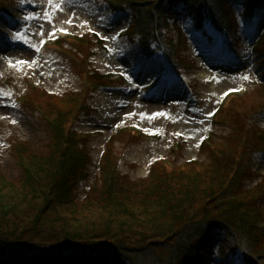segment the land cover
Returning a JSON list of instances; mask_svg holds the SVG:
<instances>
[{"label": "trees", "instance_id": "1", "mask_svg": "<svg viewBox=\"0 0 264 264\" xmlns=\"http://www.w3.org/2000/svg\"><path fill=\"white\" fill-rule=\"evenodd\" d=\"M108 1L115 11L133 14V29L140 33L146 55L164 43L179 67L184 61L177 59L178 46L164 32L170 17L179 20L191 15L199 27L209 17L219 29L230 32L237 21L236 5L244 8L246 19L264 9V0ZM208 39L216 45L212 35ZM93 40L84 35L67 40L69 47H54L92 82L102 77L87 68L86 52ZM260 40L264 50V33ZM37 92L47 96L44 102H35L50 129V148L43 151L27 141L14 143L17 179L0 166V264H192L197 258H207L206 251L217 243L216 229L225 232V240L217 243L221 255L231 252L248 264H264V244L255 236L262 217L254 200L264 188L244 196L240 191L241 158L250 149V140H241L235 148L227 144L214 150L209 165L199 162L200 166L191 167V161L188 169L173 168L161 159L163 164L151 166L146 177L135 181L121 173L119 157L109 148L101 160L100 179L90 188L97 199L77 202L75 187L88 177L91 157L81 149L84 139L72 124L89 105L82 92L71 90L64 96L42 88ZM242 115L245 118L249 112ZM96 208L106 217L87 218L86 210Z\"/></svg>", "mask_w": 264, "mask_h": 264}, {"label": "rangeland", "instance_id": "2", "mask_svg": "<svg viewBox=\"0 0 264 264\" xmlns=\"http://www.w3.org/2000/svg\"><path fill=\"white\" fill-rule=\"evenodd\" d=\"M7 9L12 11V16L0 11V166L14 179L20 175L12 153L14 143L27 141L32 147L43 151L50 148V129L35 102L47 99L34 90L27 97V106H20L17 101L25 91L27 81L44 85L58 95H63L68 90L76 92L82 87L77 65H72L54 48L57 53L48 50V53L43 54L39 50L44 40L53 38L60 29L80 32L91 28L101 32L107 38L111 51L95 55L93 65L127 75L135 84V87L122 90L106 89L90 94L88 100L96 110L90 114L82 113L72 124L87 135V140L80 147L92 159L88 180H79L75 187L77 202L97 199L90 187L92 182L100 179L97 164L103 151L106 153L109 148L114 150L112 152L120 158L122 172L129 180L147 176L151 166L163 164L159 160L166 156L176 159L173 163L176 167L188 169L191 161V167L200 166L199 162L209 165L214 150L225 148L227 144L235 148L245 138L246 134L240 139L237 133L242 135L245 130L244 125V130L241 131L242 122L238 120L244 116L242 114L248 111V117H251L256 106L264 105V86L254 84V80L264 78V66L260 65L262 58L258 54L263 53V50H253L257 36L264 27V14L256 22L254 29H249V34L234 8L238 23L229 40H236V45L241 50L237 62H221L219 54L208 47L206 39L200 38L199 33L192 29L190 20L180 21L179 25H175L172 19V24L165 31L170 36H178L181 29L187 32L190 45L182 54L191 57L192 63L188 59L190 66L182 78L183 83L181 82L184 88L176 89L170 95L165 92L159 101L154 102L145 87L161 82L165 75V72L161 74L160 71L162 61L145 63L139 57L138 44L130 43V37L125 32L130 23V15L113 14L103 0H36L31 3L21 2ZM30 12L31 15H28ZM9 61L13 66H9ZM17 61L28 63L18 65ZM246 91L250 93L226 103L218 117L219 124L213 123L212 115L209 114L215 111L221 98L231 92L242 94ZM182 99L184 106L177 103ZM31 104L34 105L29 106ZM237 120L240 123L238 127ZM123 125L150 137L137 136L129 131L117 134ZM251 127L254 131L250 130V134L257 135L261 140L258 145L263 143L261 146H264V141L258 136L264 130V117H256L251 122ZM210 132L213 139L201 150L200 144ZM177 133L181 135H176ZM235 134L239 138L230 140ZM114 135L116 136L113 138ZM251 135L248 138L253 141ZM173 141L181 143L176 155L171 150ZM212 147L216 149L210 151ZM243 163L251 170L248 178L242 182L244 191L254 188L264 176V154L245 155ZM100 184L99 180L98 186ZM258 203L264 209V198ZM86 212L87 218L93 219L107 215L98 208ZM255 236L261 238V243L264 244V234L256 231ZM197 262L200 263V260L197 259ZM205 264L241 263L232 255L215 258L211 255Z\"/></svg>", "mask_w": 264, "mask_h": 264}, {"label": "snow or ice", "instance_id": "3", "mask_svg": "<svg viewBox=\"0 0 264 264\" xmlns=\"http://www.w3.org/2000/svg\"><path fill=\"white\" fill-rule=\"evenodd\" d=\"M68 22L71 23V20H69ZM60 31L64 32L66 30L65 29H60ZM27 63H28L27 61H17L16 62V64H18V65H24V64H27ZM9 66H13L11 61H9ZM244 79H247V77H244ZM209 115H212V113H210ZM13 122H15V121H13ZM176 135H181V134L177 133Z\"/></svg>", "mask_w": 264, "mask_h": 264}]
</instances>
